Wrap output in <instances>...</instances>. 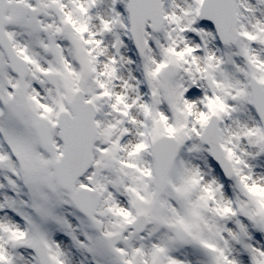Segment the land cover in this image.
Masks as SVG:
<instances>
[{"label": "snow or ice", "instance_id": "6c2138e0", "mask_svg": "<svg viewBox=\"0 0 264 264\" xmlns=\"http://www.w3.org/2000/svg\"><path fill=\"white\" fill-rule=\"evenodd\" d=\"M0 264H264V0H0Z\"/></svg>", "mask_w": 264, "mask_h": 264}]
</instances>
